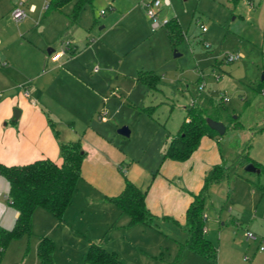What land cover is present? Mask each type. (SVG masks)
I'll use <instances>...</instances> for the list:
<instances>
[{
  "label": "rangeland",
  "instance_id": "374dc122",
  "mask_svg": "<svg viewBox=\"0 0 264 264\" xmlns=\"http://www.w3.org/2000/svg\"><path fill=\"white\" fill-rule=\"evenodd\" d=\"M154 1L91 0L76 19L75 2L60 10L51 0H0V86L23 85L20 63L33 43L50 41L46 52L78 46L69 59L78 81L62 99L53 91L45 108L58 137L80 142L86 153L64 220L38 210L33 234L12 241L1 264H37L40 235L54 241L56 264H83L91 243L124 264H264V173L245 170L264 165V0H160L161 26L153 30L147 11ZM16 9L27 14L20 22ZM236 55L242 57L229 62ZM149 73L159 78L157 89L146 81ZM193 105L220 119L226 133L205 137L187 161L165 160L169 136ZM123 127L129 137L118 133ZM214 165L226 168V178L205 202L204 234L217 248L210 262L181 247L189 236L187 202ZM126 178L146 192L154 216L148 224L126 226L109 201ZM262 216L261 228H251Z\"/></svg>",
  "mask_w": 264,
  "mask_h": 264
},
{
  "label": "trees",
  "instance_id": "16d2710c",
  "mask_svg": "<svg viewBox=\"0 0 264 264\" xmlns=\"http://www.w3.org/2000/svg\"><path fill=\"white\" fill-rule=\"evenodd\" d=\"M89 1L91 0H51L49 6L61 10L66 4L75 2L74 17L77 19L80 9ZM73 53H76V50ZM145 79L153 89H157L159 78L156 75L149 73ZM261 90L264 93V81H262ZM207 118L210 117L201 106L189 107L179 131L169 136L170 141L164 159L187 161L199 148L204 137H218V133L208 126ZM60 153L61 164L48 158L23 166H8L0 162V176L4 177L9 184V202L18 213L13 228L0 227V259L12 241L32 235L33 214L36 209H45L58 221L64 220L66 210L72 204L77 192L86 153L80 142L60 144ZM254 165L260 169V173H264V165ZM225 178L226 168L221 165L214 166L207 173L201 191L192 195L193 200L186 211L185 228L189 236L186 243L182 244L181 250H190L210 262H216L217 248L204 234L205 202L209 188ZM109 201L129 219V226L145 225L154 218L146 205V192L127 178L123 190L111 197ZM54 251V241L43 237L38 246L39 264H55ZM84 263L124 264L116 253L96 243H92L89 247Z\"/></svg>",
  "mask_w": 264,
  "mask_h": 264
},
{
  "label": "crops",
  "instance_id": "0c3cea01",
  "mask_svg": "<svg viewBox=\"0 0 264 264\" xmlns=\"http://www.w3.org/2000/svg\"><path fill=\"white\" fill-rule=\"evenodd\" d=\"M29 12L35 13L36 11L31 12L29 9ZM50 45H51L50 41L46 43H42V42L37 44L33 43L32 45L34 50L33 53L31 55H27L26 63L25 62L20 63L21 65H23V68H25L24 71L19 70V72L22 73L24 80L22 83L23 90L21 88L22 87L21 84H20L21 87L19 86V88H17L15 84H12L10 86L8 85L0 86L1 89L0 93H2V99L0 100V162L5 165L23 166L30 164L36 160L47 159V158L51 159L57 164L62 163L60 144L66 142L64 140H61L58 137V135H56L57 131L55 128V124L51 119V117L49 116L45 107L48 101L54 97L52 95L53 91L55 92L57 99H62L63 93L65 94L66 90L67 89L69 90L68 85L70 84V87H72V85L74 84L73 81L76 82L78 81L76 73L74 71L69 70V67L71 65L69 59L71 58V56L78 53L79 50L77 45H73L72 43L69 42L61 45L60 50H54L52 48H48V50L52 51V53L49 54L48 51L47 52L45 51V49ZM68 46H69V50H67L66 53L64 54H61L63 51L67 49ZM75 50L76 53H73ZM69 54L70 57H67V55ZM4 57L8 58L6 55L1 56L2 59H4ZM9 60L10 63H13V60L12 61L11 59ZM5 65H9V62L5 61ZM13 65L15 66V64ZM27 65L29 66V68L27 67ZM15 67L18 70L20 68V65ZM28 80L29 82L27 83ZM26 91L29 92L30 97H27L25 95ZM31 100H34L35 104H32ZM16 109L20 110V115L18 119L13 121L14 111ZM204 138L202 139V141L204 140ZM215 138L218 139V137ZM214 166H212L207 171V173ZM3 180L5 179H3L2 176H0V227L11 229L15 225L16 219L18 217V213L9 202V196H8L9 184L8 182L7 183L4 182ZM4 185H7L8 187L7 197L6 195H4L5 193L3 192ZM201 189L199 190V192L201 191ZM192 200L193 197L189 198L187 202V206L184 211L185 221H186V211L189 205L191 204ZM41 209L42 208L36 209L33 214L32 230L33 227L36 228L35 219L37 217H35V215L37 212H39L38 210ZM148 209L150 210L149 207ZM205 216H207V214H205ZM262 219L263 216L260 220L251 223L250 227L255 230L261 228ZM126 226H129L128 218H127ZM41 233H45V232H41ZM43 237H49V236L40 235L39 242H36L33 245V250H34L33 255L35 258H37V264H39L38 246ZM254 240H257V236L256 239ZM88 250L89 248L85 251L83 255V264H85L84 257ZM2 258L0 259V264ZM23 263L24 262L22 261L21 264Z\"/></svg>",
  "mask_w": 264,
  "mask_h": 264
},
{
  "label": "built area",
  "instance_id": "2783aa9c",
  "mask_svg": "<svg viewBox=\"0 0 264 264\" xmlns=\"http://www.w3.org/2000/svg\"><path fill=\"white\" fill-rule=\"evenodd\" d=\"M166 4L169 5V4H170V0H166ZM161 5H162V2H161L160 0H155L153 3H151L150 5H148V11H147V12H148V15H149V17H151V18L154 20L153 30H156L157 28H159V27L161 26L160 22H159L158 19H157V14H158V12H156V9H157V8H160ZM47 8H48V7H47ZM30 11H31V12H34V11H35V6H32V7L30 8ZM13 16H14L15 20L20 21V20L24 19V18L27 16V14H26V12H25L24 10L16 9V10L14 11ZM167 23H168V21L164 22L163 24L165 25V24H167ZM203 31H206V28H205V27H203ZM67 50H69V46H68L67 49H66L65 51H63L61 54L66 53ZM61 54H60V55H61ZM58 57H59V56H58ZM241 57H242V56H240V55L231 56V57L229 58V62H234L235 60H238V59L241 58ZM25 95H26L27 97H30L28 91H26ZM1 99H2V93H0V100H1ZM31 102H32V104H35V101H34V100H31ZM101 116H104V117H105V116H106V112H104ZM247 237H248L249 239H256V236H255L253 233H251V232H248V233H247Z\"/></svg>",
  "mask_w": 264,
  "mask_h": 264
},
{
  "label": "water",
  "instance_id": "95a60500",
  "mask_svg": "<svg viewBox=\"0 0 264 264\" xmlns=\"http://www.w3.org/2000/svg\"><path fill=\"white\" fill-rule=\"evenodd\" d=\"M48 53L51 54L52 51L51 50H48ZM179 55L176 54V57H178ZM262 81H264V73L262 75ZM20 115V110H15L14 111V118H13V121L18 119ZM207 124L208 126L215 132L218 133L219 136H223L225 133H226V126L224 123L220 122V121H216L214 119H211V118H207ZM118 133L121 135V136H124V137H129L130 136V130L127 128V127H123L121 128ZM245 170L247 172H250V173H260V169H258L253 163H249Z\"/></svg>",
  "mask_w": 264,
  "mask_h": 264
}]
</instances>
